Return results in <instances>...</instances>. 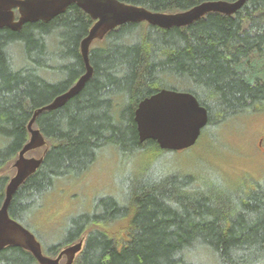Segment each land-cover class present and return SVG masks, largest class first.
I'll return each mask as SVG.
<instances>
[{"label":"trees","instance_id":"obj_1","mask_svg":"<svg viewBox=\"0 0 264 264\" xmlns=\"http://www.w3.org/2000/svg\"><path fill=\"white\" fill-rule=\"evenodd\" d=\"M118 1L173 13L210 0ZM93 23L73 3L49 21L0 27V172L27 142L33 112L84 73L80 42ZM94 41L92 75L83 88L35 119L46 144L40 166L12 196L8 211L17 222L56 179L80 174L110 145L129 154L170 151L154 141L141 144L134 122L139 101L161 88L190 92L206 107L199 139L234 116L264 109V0H246L233 15L212 12L183 27L125 23ZM199 139L187 152L202 145ZM209 169L160 168L131 177L123 200L105 198L72 219L69 239L46 254L53 257L85 234L72 264H264V179L246 174L228 181ZM10 177L0 174V206ZM119 220L125 223L110 231ZM30 261L37 262L20 247L0 250V264Z\"/></svg>","mask_w":264,"mask_h":264},{"label":"water","instance_id":"obj_2","mask_svg":"<svg viewBox=\"0 0 264 264\" xmlns=\"http://www.w3.org/2000/svg\"><path fill=\"white\" fill-rule=\"evenodd\" d=\"M245 2L246 0H210L183 11L166 13L118 0H0V27H9L12 30H19L28 22L49 21L62 14L73 3L94 21L88 34L80 42L84 73L70 88L57 95L50 103L36 109L27 124L29 138L13 163L15 172L6 184L4 200L0 206V250L7 246L21 247L30 252L38 264H59L63 255L66 256L64 264H72L76 255L82 251L83 240H80L64 247L56 257L45 255L34 234L11 218L8 208L13 194L37 170L43 159L26 155L46 144L40 129L34 127L37 115L62 106L83 88L92 75V66L89 63L91 43L95 39H102L109 30L125 23L147 22L160 28L183 27L212 12L233 15ZM208 119L206 107L192 93L169 88H161L143 98L134 110L139 142L143 144L154 141L160 149L170 151L194 146Z\"/></svg>","mask_w":264,"mask_h":264},{"label":"rangeland","instance_id":"obj_3","mask_svg":"<svg viewBox=\"0 0 264 264\" xmlns=\"http://www.w3.org/2000/svg\"><path fill=\"white\" fill-rule=\"evenodd\" d=\"M99 43V40L93 42L94 45ZM259 62L263 64L264 57ZM206 134L204 139H199L202 145L193 152L185 149L154 155L153 149L145 148L129 154V150L120 151L110 145L80 174H67L56 179L53 189L42 202L24 214V218L20 217L19 222L36 236L42 251L47 253L48 247L69 239L74 231L70 225L72 219L90 212L98 201L105 198L123 200L129 179L137 174L149 175L153 169L160 168L195 171L197 166L205 164L211 167L209 173L216 171L228 181L246 174L258 180L264 179V109L234 116ZM42 150L43 147L37 148L27 156L38 157ZM13 163L0 174L12 176L15 172ZM122 223L125 220L111 224L109 230H115ZM65 246L67 244L58 248ZM29 264L38 263L30 261Z\"/></svg>","mask_w":264,"mask_h":264},{"label":"flooded vegetation","instance_id":"obj_4","mask_svg":"<svg viewBox=\"0 0 264 264\" xmlns=\"http://www.w3.org/2000/svg\"><path fill=\"white\" fill-rule=\"evenodd\" d=\"M31 232V231H30ZM35 236V235H34ZM36 237V236H35ZM37 239V238H36ZM82 240V239H81ZM40 243V242H39ZM73 243H75V242H72L71 244H73ZM83 243H84V239H83ZM71 244H69V245H71ZM41 245V244H40ZM68 246V245H67ZM18 247V246H17ZM66 247V246H65ZM6 248V247H5ZM21 248V247H20ZM41 249H42V247H41ZM63 249V248H62ZM61 248L59 249L58 248V250H57V253L53 256V257H56L57 255H58V253L62 250ZM2 250V249H1ZM43 252V251H42ZM44 253V252H43ZM80 253V252H79ZM78 253V254H79ZM45 255H46V253H44ZM77 254V255H78ZM76 255V256H77ZM48 256V255H47ZM51 257V256H50ZM64 260V262H65V260H66V256L65 255H63L62 257H61V259H60V261H59V264H64V262H62Z\"/></svg>","mask_w":264,"mask_h":264},{"label":"bare ground","instance_id":"obj_5","mask_svg":"<svg viewBox=\"0 0 264 264\" xmlns=\"http://www.w3.org/2000/svg\"><path fill=\"white\" fill-rule=\"evenodd\" d=\"M51 20V19H50Z\"/></svg>","mask_w":264,"mask_h":264}]
</instances>
